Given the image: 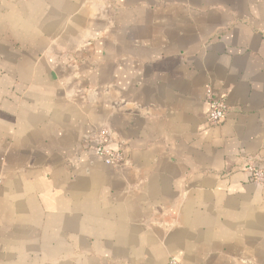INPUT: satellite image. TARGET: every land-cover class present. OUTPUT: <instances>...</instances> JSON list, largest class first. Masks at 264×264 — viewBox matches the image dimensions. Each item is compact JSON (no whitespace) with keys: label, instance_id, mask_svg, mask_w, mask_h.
I'll return each mask as SVG.
<instances>
[{"label":"crops","instance_id":"obj_1","mask_svg":"<svg viewBox=\"0 0 264 264\" xmlns=\"http://www.w3.org/2000/svg\"><path fill=\"white\" fill-rule=\"evenodd\" d=\"M248 165L264 0H0V264H264Z\"/></svg>","mask_w":264,"mask_h":264},{"label":"built area","instance_id":"obj_2","mask_svg":"<svg viewBox=\"0 0 264 264\" xmlns=\"http://www.w3.org/2000/svg\"><path fill=\"white\" fill-rule=\"evenodd\" d=\"M206 97L209 103L207 112V120L211 124H219L224 120L226 107L223 100L214 95L213 90L208 87L206 89ZM109 130L106 127L98 129L90 138L91 144L89 148L93 154L101 157L106 165H117L123 161V154L116 149H112L108 144ZM250 172L251 177L257 182L264 181V171L251 165L245 167ZM1 183V177H0ZM167 264H185L177 259L170 257Z\"/></svg>","mask_w":264,"mask_h":264}]
</instances>
